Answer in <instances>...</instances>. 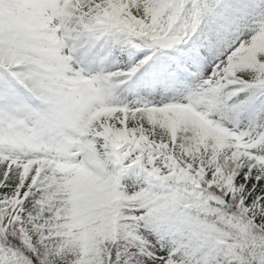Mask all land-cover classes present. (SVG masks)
<instances>
[{
    "label": "rangeland",
    "instance_id": "374dc122",
    "mask_svg": "<svg viewBox=\"0 0 264 264\" xmlns=\"http://www.w3.org/2000/svg\"><path fill=\"white\" fill-rule=\"evenodd\" d=\"M6 3V0H2L0 8V64L11 70L18 64V54L15 49H11V46L3 42L5 33L15 28V23L22 25L23 22L18 21L16 12H11V5ZM41 22L46 23L48 27L53 26L52 19L47 16L41 18ZM178 155L180 160L181 158L186 160L185 157ZM190 162H193L192 164L208 180H213L212 169L206 161L197 162L191 159ZM190 167L192 168V165ZM124 178L121 180V187L126 191L123 200L108 206L109 211L102 208L109 205L106 195L92 200L88 205L89 217L96 222V233L108 238L114 237L117 242L114 252L116 264H239L229 249L231 241L227 238H221L222 240L211 238L209 246L205 249L208 256L197 254L191 247L197 237L213 235L200 228V224L184 228L180 233H170V228L166 227V223L174 220L171 217L170 206L167 207L163 200L146 199L149 187L142 179L133 176ZM59 180L58 178L55 183ZM53 190L60 192L61 186L53 187ZM244 203L246 210L254 216L252 204ZM201 210L200 208L199 211ZM223 243L226 245L223 246ZM168 252L171 255H166Z\"/></svg>",
    "mask_w": 264,
    "mask_h": 264
},
{
    "label": "trees",
    "instance_id": "16d2710c",
    "mask_svg": "<svg viewBox=\"0 0 264 264\" xmlns=\"http://www.w3.org/2000/svg\"><path fill=\"white\" fill-rule=\"evenodd\" d=\"M164 1L159 0L152 4V6H161ZM247 167L258 169L256 164L247 163ZM261 178L256 174V180ZM16 176H11V173L7 172L3 162H0V187H7L11 190V185L15 186ZM264 190V181L260 186ZM257 187L255 189H261ZM216 199L224 200L223 195H216ZM227 209H229V215H238L239 219L236 217H229L227 229L232 232V234L239 240V246L236 248L237 254L240 257V261L243 264H264V232L257 230L252 224L245 218L239 215V212L235 209V205L232 204V200L226 198ZM260 210L264 216V196H260ZM60 246L56 244V239L51 237L49 239V247L43 249L40 243H37V251H34L27 247L28 252L32 257H38V260H33L32 264H63V259L54 253L53 247ZM62 256V255H61ZM63 257V256H62ZM102 264H105L102 262ZM107 264V262H106Z\"/></svg>",
    "mask_w": 264,
    "mask_h": 264
}]
</instances>
